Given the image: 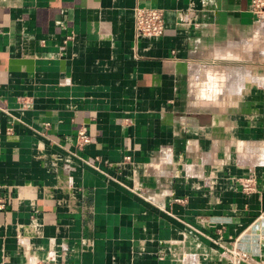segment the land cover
<instances>
[{
    "label": "crops",
    "instance_id": "0c3cea01",
    "mask_svg": "<svg viewBox=\"0 0 264 264\" xmlns=\"http://www.w3.org/2000/svg\"><path fill=\"white\" fill-rule=\"evenodd\" d=\"M0 129V264H264L250 0H0Z\"/></svg>",
    "mask_w": 264,
    "mask_h": 264
},
{
    "label": "built area",
    "instance_id": "2783aa9c",
    "mask_svg": "<svg viewBox=\"0 0 264 264\" xmlns=\"http://www.w3.org/2000/svg\"><path fill=\"white\" fill-rule=\"evenodd\" d=\"M250 10L255 16L264 14V0H250ZM134 27L137 35L157 36L160 35L164 28V11L159 7L136 5L133 8ZM10 128L5 130L10 132ZM1 135L0 129V154H1ZM91 138L86 134L84 128L77 131L76 145L81 147L90 142ZM127 159L129 157H126ZM251 189V187H245ZM32 264H55L53 257L45 261H34Z\"/></svg>",
    "mask_w": 264,
    "mask_h": 264
}]
</instances>
